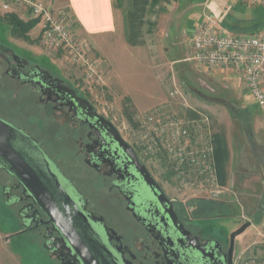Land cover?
<instances>
[{
  "label": "flooded vegetation",
  "instance_id": "1",
  "mask_svg": "<svg viewBox=\"0 0 264 264\" xmlns=\"http://www.w3.org/2000/svg\"><path fill=\"white\" fill-rule=\"evenodd\" d=\"M9 38L0 36V120L35 141L73 186L117 264H236L253 254L248 249L238 252L236 239L231 246L233 231L219 225L225 218L212 214L210 200L183 202L176 198L159 170L142 159L110 118L33 53L18 51ZM21 123L35 124L36 132L25 130ZM107 124L132 149L138 165L145 169L158 191L151 193L140 182L127 155L104 131ZM40 135L70 143L76 159L93 176L85 181L97 190L91 200L42 148L37 140ZM7 176L14 183L1 188V197L18 221V232L36 234L35 243L53 264H80L19 183ZM154 194L168 204L176 227L186 236L169 227ZM140 198L148 203L151 200L153 205L142 204ZM170 232L179 241L178 246L167 237ZM193 249L204 250L211 262L202 263Z\"/></svg>",
  "mask_w": 264,
  "mask_h": 264
},
{
  "label": "rangeland",
  "instance_id": "2",
  "mask_svg": "<svg viewBox=\"0 0 264 264\" xmlns=\"http://www.w3.org/2000/svg\"><path fill=\"white\" fill-rule=\"evenodd\" d=\"M209 1L211 0H171L161 2L155 8H152L150 4L143 7L144 12H137L135 15L133 33L137 36L133 39L134 44L130 45L127 42V37L130 34L127 22L128 15L136 11L134 1L114 0L116 15L121 26L119 36L122 38L120 41L126 42L128 46L126 54L120 55L119 53L117 56L118 64L116 61H114V65L107 64V61L102 59L88 42L77 36L87 55L98 63L103 79L102 85H96L86 80L83 71L71 65L63 52L46 47L42 41L39 26H35L29 32V42L11 36L9 39L18 51L33 53L40 62L43 61L42 64L53 69L64 81L87 96L105 116L116 124L129 142L128 129L133 127V117L163 108L166 113L175 115L182 121L196 118V113L206 116L214 148L213 117L208 112V102L211 101L210 98L222 99L224 94L230 99H238V96L236 93L233 96L230 93V97L222 87L215 88L209 85V81L201 77L205 74L194 66L193 62L189 60L176 62L191 56V37L198 25V18L195 17H201L203 14L199 23L204 17H210L205 14L208 12ZM231 3L233 5L230 6L231 11L237 14L235 15L233 12L229 14L226 23L236 22L238 14L248 19L242 24H237V27L231 26L232 32L247 33L251 30L258 33L264 31V4L254 5L246 2L239 4L234 0ZM5 15L8 14H0V18ZM18 17L28 22L24 15H18ZM225 28L231 31L227 25ZM0 36L9 37L8 30L3 24H0ZM110 50L112 51V48ZM114 51L115 47L111 52L113 55ZM103 63L104 65L106 63L108 67L106 68ZM160 96L164 97L163 100L152 107L156 98ZM222 110L221 108L219 111L228 118V113ZM34 125L32 123L20 124L25 130L32 133L36 132ZM37 126L39 129L41 128V125ZM41 136L44 135L37 136L39 137L37 140L42 148L62 172L73 179L78 188L91 200L97 190L85 181L93 176L76 159L75 151L70 150V143L66 139H51L48 136ZM219 156H221L220 166H222L226 162V155L220 154ZM143 160L157 168L167 185H171L169 170L162 159H156L153 162ZM13 183V180L0 171V236L8 238L9 249L18 256L22 264H53L46 252L35 243L36 234H20L18 232V221L12 210L3 202L1 188L8 187ZM210 203L213 205L211 207L212 214L223 215L225 218L219 224L220 226L228 232L239 226V217L230 218L231 213L222 209L218 204L215 206L214 203ZM255 238L256 233L250 227L246 229L236 238L235 244L238 252L245 251Z\"/></svg>",
  "mask_w": 264,
  "mask_h": 264
},
{
  "label": "built area",
  "instance_id": "3",
  "mask_svg": "<svg viewBox=\"0 0 264 264\" xmlns=\"http://www.w3.org/2000/svg\"><path fill=\"white\" fill-rule=\"evenodd\" d=\"M234 1L264 4V0ZM0 14L24 15L27 21H36L46 47L63 52L71 65L83 71L86 80L103 84L98 63L85 52L67 13L42 0H0ZM191 50L189 61L209 72L238 71L252 101L264 112V31L235 34L214 18L204 17L191 37ZM132 120L130 142L147 162L162 159L176 198L183 202L216 200L225 194L217 177L206 116L196 113V118L182 121L157 108ZM236 264H264V253L249 255Z\"/></svg>",
  "mask_w": 264,
  "mask_h": 264
},
{
  "label": "crops",
  "instance_id": "4",
  "mask_svg": "<svg viewBox=\"0 0 264 264\" xmlns=\"http://www.w3.org/2000/svg\"><path fill=\"white\" fill-rule=\"evenodd\" d=\"M42 1L50 4L56 11L67 13L77 36L88 42L91 48L107 61V64L114 65L119 53L124 55L128 51L126 42L120 41L121 26L116 15L114 0ZM231 2L232 0H211L207 6L208 12L205 14L210 15L224 28L225 25L230 29L231 26L237 27V24H242L248 19L238 14L236 22L226 23L229 14L232 12L237 14L231 11L230 6H233ZM202 15L195 17L198 18V23ZM114 47L113 55L111 52ZM190 57H184L176 62L188 61ZM116 62L118 64V61ZM193 65L205 74L201 77L209 81V85L215 88L222 87L230 97V93L232 96L235 93L238 96V99H230L224 94V98H210L211 101L208 102L207 109L213 117L215 151L226 155L224 165L219 168L216 166L217 177L219 184L227 190L219 199L210 201L231 213L230 218L239 217L240 224L232 231L245 223H250L256 238L247 249L253 254H262L264 253V112L252 101L238 71L219 69L209 72ZM104 66L108 67L106 63ZM163 98L157 97L152 107ZM221 108L228 113V118L219 111ZM241 216L243 220L240 219ZM0 264H22L18 256L9 249L8 238L3 236H0Z\"/></svg>",
  "mask_w": 264,
  "mask_h": 264
},
{
  "label": "water",
  "instance_id": "5",
  "mask_svg": "<svg viewBox=\"0 0 264 264\" xmlns=\"http://www.w3.org/2000/svg\"><path fill=\"white\" fill-rule=\"evenodd\" d=\"M107 127L104 131L117 143L118 149L127 155L140 182L151 193L154 190L158 191L145 169L138 165L132 155V149L110 124H107ZM0 169L19 183L23 193L37 205L80 264H117L96 230L90 214L84 210L83 201L73 186L61 175L35 141L2 120H0ZM153 196H156L158 207L168 221L169 227L172 226L179 235L186 236L179 227H176L174 216L164 199L157 194ZM140 200L148 207L150 204L153 205L151 200L150 203L143 198ZM249 227L250 223H245L231 233V246ZM167 237L173 238L175 244L179 245L172 232ZM192 251L201 258L202 263L206 260L211 262L204 250Z\"/></svg>",
  "mask_w": 264,
  "mask_h": 264
},
{
  "label": "trees",
  "instance_id": "6",
  "mask_svg": "<svg viewBox=\"0 0 264 264\" xmlns=\"http://www.w3.org/2000/svg\"><path fill=\"white\" fill-rule=\"evenodd\" d=\"M134 1V8H135V13L128 15V29L130 30V34L127 37V42L130 45H133V39L137 36L135 33H133L134 29V23H135V15L136 13H142L144 12V9H142L145 6H148L149 4L151 5L152 8H155L159 6L161 2H169L171 0H133ZM0 24H3L6 26L8 30L9 37L11 36L12 38L19 39L22 41L29 42V32L37 25L36 21H28L25 22L17 15L14 14H8L5 15L3 18H0ZM230 29V28H229ZM231 30V29H230ZM232 31V30H231ZM250 33L248 34H254L256 33L255 31H249ZM217 151L214 149V156H215V164L216 166L221 165V156H219Z\"/></svg>",
  "mask_w": 264,
  "mask_h": 264
}]
</instances>
